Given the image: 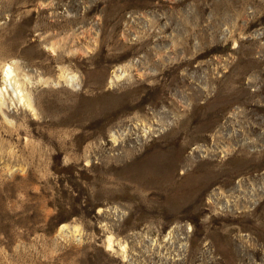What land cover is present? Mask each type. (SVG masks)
I'll list each match as a JSON object with an SVG mask.
<instances>
[{"label": "rangeland", "instance_id": "1", "mask_svg": "<svg viewBox=\"0 0 264 264\" xmlns=\"http://www.w3.org/2000/svg\"><path fill=\"white\" fill-rule=\"evenodd\" d=\"M0 264H264V0H0Z\"/></svg>", "mask_w": 264, "mask_h": 264}, {"label": "bare ground", "instance_id": "2", "mask_svg": "<svg viewBox=\"0 0 264 264\" xmlns=\"http://www.w3.org/2000/svg\"><path fill=\"white\" fill-rule=\"evenodd\" d=\"M77 3V2H76ZM71 7V6H70ZM62 9V8H61ZM106 9H108V8H106ZM105 11V10H104ZM107 11V10H106ZM56 14V13H55ZM59 14V13H58ZM85 15V14H84ZM50 21V20H49ZM155 21V20H154ZM103 22V21H102ZM197 58V57H196ZM122 75L123 74H121V75H114L113 77H112V79L110 80L111 82H116V81H118V80H120V79H122ZM175 76V75H174ZM74 78L72 77L70 80L72 81ZM178 84V83H177ZM167 86V85H166ZM164 88V87H163ZM184 101V100H183ZM220 111V110H219ZM253 112V111H252ZM177 117V116H176ZM236 119V118H235ZM207 131V130H206ZM210 131V130H209ZM208 132V131H207ZM255 132V131H254ZM253 135H255V134H253ZM242 137V136H241ZM212 138V137H211ZM241 140V139H240ZM252 140V139H251ZM226 143V142H225ZM222 151V150H221ZM182 155V154H181ZM175 166V165H174ZM233 229V228H232ZM233 231V230H232ZM109 246V248H110V244L108 245ZM108 248V249H109ZM127 250V249H126Z\"/></svg>", "mask_w": 264, "mask_h": 264}]
</instances>
